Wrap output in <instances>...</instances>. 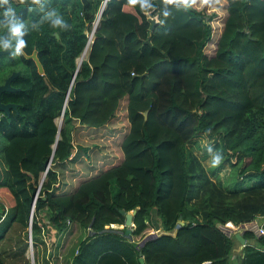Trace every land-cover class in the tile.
Returning <instances> with one entry per match:
<instances>
[{
  "label": "trees",
  "instance_id": "obj_1",
  "mask_svg": "<svg viewBox=\"0 0 264 264\" xmlns=\"http://www.w3.org/2000/svg\"><path fill=\"white\" fill-rule=\"evenodd\" d=\"M225 11L213 37L183 0H0L12 62L34 50L42 66L3 93L20 102L0 115V264L227 261L215 223L264 214V0ZM242 234L262 246L239 264H264V235Z\"/></svg>",
  "mask_w": 264,
  "mask_h": 264
},
{
  "label": "rangeland",
  "instance_id": "obj_2",
  "mask_svg": "<svg viewBox=\"0 0 264 264\" xmlns=\"http://www.w3.org/2000/svg\"><path fill=\"white\" fill-rule=\"evenodd\" d=\"M195 6L198 8V9H202L204 11L205 14L207 15H212L211 18H210V24L212 26V30H213V37H215V35L219 32L220 30V27H221V22L223 21V18H224V15L226 13L225 11V0H207V2H205V0H195ZM154 18V17H153ZM156 19V18H154ZM95 22L96 20L93 21L92 23V26L90 28V30L86 31V34H87V37H88V41H90L91 37H92V30L94 29V26H95ZM4 31V30H3ZM10 38H12V35L10 34ZM86 45V44H85ZM214 47V44L212 43V40L209 41L206 45H205V50L206 51H211L212 48ZM85 50V46L83 48V50L81 51L80 55L78 56V58L76 59L78 61L79 58H83L85 55H86V52H87V49L86 51L84 52ZM76 61V62H77ZM3 66H5V64H3ZM0 65V74L2 72V70L4 69V67ZM123 110L120 109V112H122ZM55 120V123L57 125V127L61 126L62 125V111L60 112V114L54 119ZM119 120H121V122H125L124 118L123 117H119ZM100 135H95V138L94 140L98 141V142H102V141H106L104 139V137H99ZM82 139L87 141L88 143L90 142V138H89V135L88 136H82ZM117 140H118V136H117ZM108 144V143H107ZM109 145V148L113 151L115 150L116 153H119V150L117 148V146L115 145V143L113 144H108ZM103 151H105V155L107 156V150L103 147ZM200 155V154H199ZM100 156V157H99ZM99 156H96L98 159H103L102 156H101V153ZM201 157V156H200ZM214 157L213 154H209V156H206V157H202L201 158V161L204 165H209L210 164V161L211 159ZM105 162H101V163H98L96 166H105ZM89 163V162H88ZM225 166V163L223 165V167H221V169L219 170V174L220 176H224V174L226 173L227 171V168L224 167ZM73 174V172H71L69 174V172L66 174V175H69L68 178ZM42 175V174H41ZM67 178V179H68ZM1 198V197H0ZM45 221V218L43 219ZM228 222V223H227ZM248 221H244V223H246ZM233 222L232 221H225L224 223H219V227L222 228V224L223 225H230L232 224ZM110 224H107L106 226H109ZM113 225V224H112ZM237 225H240V224H237ZM246 226V224H244ZM113 226H117V225H113ZM177 226V225H176ZM233 226H236L233 225ZM243 227V226H241ZM153 231V230H152ZM154 231L156 232L157 229H154ZM170 231V230H169ZM151 232V231H150ZM170 232H173L172 229ZM49 235V234H47ZM46 236V234H45ZM50 236L48 237H44L45 239V244L47 247L50 246ZM30 251H31V254H32V248L31 247H28V249L26 250V255L27 257L29 258L30 256Z\"/></svg>",
  "mask_w": 264,
  "mask_h": 264
},
{
  "label": "flooded vegetation",
  "instance_id": "obj_3",
  "mask_svg": "<svg viewBox=\"0 0 264 264\" xmlns=\"http://www.w3.org/2000/svg\"><path fill=\"white\" fill-rule=\"evenodd\" d=\"M3 25H0V49L1 48H3L4 47V40H3V38H2V33L5 31L6 33H5V37H6V39L8 40V49H9V53L10 54H8L7 52H3V53H0V57H2V61H3V63L5 64V66H3L4 67V69L2 70V72H1V74H0V83H2L3 82V80L5 79V77H7L12 71H18L16 74H14V76L11 78V80H10V85L12 86V87H16V89H14V90H2L1 92H0V101L2 102V103H7V102H9V103H15L16 104V109L13 107V106H10L9 108H8V111L7 112H5V111H3V110H0V115L1 114H7V113H9L10 111L12 112V111H16L17 109H18V105H19V102L20 101H18V100H13V99H7V97L6 96H4V92H7V91H9V92H13V91H17V90H19L20 89V86L19 85H17V84H15L14 83V78L18 75V74H20L24 69H25V67H27V68H29V66H30V61H33V63L35 64V69H36V71L38 72V73H42V72H39L38 70H37V66H36V63H35V60H34V58H33V56H32V52H34V54H35V56H36V52L33 50V51H31V52H29V53H24V57L26 58L25 60H24V62H21V63H13L12 62V50H11V48H12V46H11V41H10V39H9V33H11V32H9L8 31V27H2ZM4 30V31H3ZM37 57V56H36ZM38 59V58H37ZM39 61V60H38ZM39 63H40V61H39ZM41 65V64H40ZM9 98H12L11 96L9 97Z\"/></svg>",
  "mask_w": 264,
  "mask_h": 264
},
{
  "label": "water",
  "instance_id": "obj_4",
  "mask_svg": "<svg viewBox=\"0 0 264 264\" xmlns=\"http://www.w3.org/2000/svg\"><path fill=\"white\" fill-rule=\"evenodd\" d=\"M151 27H152V25H151ZM5 33H6L5 31L2 33V38H3V40H4V47L0 49V53L7 52L8 54H10V53H9V49H8V40H7L6 37H5ZM32 56H33V58H34V60H35V63H36V66H37V70H38L39 72H42V66L40 65V63H39L37 57L35 56L34 52H32ZM80 59H81V58L78 59L77 66H76L74 72L76 71V69H77V67H78V65H79V63H80ZM17 72H18V71H16V70H15V71H12L7 77H5V79L3 80V82L0 83V92H1L2 90H14V89H16V87H12V86L10 85V80H11V78L14 76V74H16ZM73 74H74V73H73ZM72 76H73V75H72ZM10 106H13V107L16 109V104H15V103H9V102H7V103H2V102L0 101V110H3V111H5V112H7V111H8V108H9ZM143 113H144V115L146 114L145 111H144ZM58 128H59V127H58ZM57 130H58V129H57ZM56 135H57V132H56ZM55 140H56V139H55ZM54 144H55V141H54ZM54 144H53V147H54ZM44 172H45V171H43L42 176H43ZM120 212H123V209H120ZM133 212H134V209H131L129 212H126V213H125V219H124V224H125V225H130V224H132V223H131V215H132ZM177 220H178V223H182V220H181L180 215H178V219H177ZM218 225H219V222H216V223H215V226H218ZM222 226H223V225H222ZM111 227H116V226H111ZM225 229H226L227 231H229V232H232L233 236H234L238 241H240L241 243H244V237L240 234V232L233 230L230 226H225ZM153 234H155L154 231H151V232L147 233V234H146V235H145V236H144V237L138 242V244H141L146 238L150 237V236L153 235ZM29 247H30V246H29ZM29 258H30V259L32 258L31 251H30V256H29ZM139 262H140V264H145L144 261H143V258H142L141 256L139 257Z\"/></svg>",
  "mask_w": 264,
  "mask_h": 264
},
{
  "label": "crops",
  "instance_id": "obj_5",
  "mask_svg": "<svg viewBox=\"0 0 264 264\" xmlns=\"http://www.w3.org/2000/svg\"><path fill=\"white\" fill-rule=\"evenodd\" d=\"M259 215V214H257ZM255 217V216H254ZM252 217V218H254ZM251 220V219H250ZM248 220V221H250ZM227 221H230V220H227ZM243 223H240V225L236 228V227H231L233 230L235 231H238L240 232V234L243 236L242 232L244 229H249L247 228L246 226L245 227H241L243 226ZM110 225L109 226H113L112 224L114 223H109ZM233 224V223H232ZM107 225V224H106ZM234 225V224H233ZM122 224H117L116 227H121ZM237 226V225H236ZM221 230L223 232H225L227 235H232V232H229L227 231L225 228H221ZM251 231H253L252 229H249ZM154 231V230H153ZM155 232V231H154ZM254 232V231H253ZM173 233V232H172ZM255 233V232H254ZM257 235H261V234H257ZM234 237V236H233ZM247 243V244H252L253 246L255 247H261L262 246V242L256 240V239H252V238H245L244 237V243H241L240 241H238L235 237H234V241H233V245H232V248H231V252H230V255L227 259V261H225L224 263H221V264H239L240 262V257L243 255V245Z\"/></svg>",
  "mask_w": 264,
  "mask_h": 264
},
{
  "label": "built area",
  "instance_id": "obj_6",
  "mask_svg": "<svg viewBox=\"0 0 264 264\" xmlns=\"http://www.w3.org/2000/svg\"><path fill=\"white\" fill-rule=\"evenodd\" d=\"M244 224H246V227L249 229H252L256 234L264 235V214H259V215H256L254 218H251L250 221L243 223V227H245ZM226 226L237 228L239 225L233 226V224H230ZM222 228H225V225H223Z\"/></svg>",
  "mask_w": 264,
  "mask_h": 264
},
{
  "label": "clouds",
  "instance_id": "obj_7",
  "mask_svg": "<svg viewBox=\"0 0 264 264\" xmlns=\"http://www.w3.org/2000/svg\"><path fill=\"white\" fill-rule=\"evenodd\" d=\"M130 3L135 4V3H139L142 2V0H129ZM184 3H195V0H183ZM205 2H207V0H205ZM16 31H18V29H15ZM23 45V42H21V46ZM218 162V161H217Z\"/></svg>",
  "mask_w": 264,
  "mask_h": 264
},
{
  "label": "bare ground",
  "instance_id": "obj_8",
  "mask_svg": "<svg viewBox=\"0 0 264 264\" xmlns=\"http://www.w3.org/2000/svg\"><path fill=\"white\" fill-rule=\"evenodd\" d=\"M87 47H88V43H86V45H85V50H84V52L86 51ZM247 225H249V224H247Z\"/></svg>",
  "mask_w": 264,
  "mask_h": 264
}]
</instances>
